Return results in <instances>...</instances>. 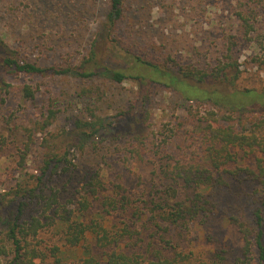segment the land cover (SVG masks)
<instances>
[{
    "label": "rangeland",
    "instance_id": "1",
    "mask_svg": "<svg viewBox=\"0 0 264 264\" xmlns=\"http://www.w3.org/2000/svg\"><path fill=\"white\" fill-rule=\"evenodd\" d=\"M121 5L122 18L111 30V0H0V213L15 205L19 187L39 184L43 191L38 199L27 198L23 219L39 216L46 224L23 243L29 242L40 257L36 261L43 258L46 264H55L53 246H70L66 232L55 225L57 218L74 221L83 213L90 222L98 211L104 213L102 222L110 232L121 236L127 252L149 257L159 251L166 256L179 252L183 264H235L243 237L224 220L223 209L249 210L252 180L237 175L223 206L178 227L161 222L153 203L160 201L161 192L154 186L164 189L162 166L171 169L177 161L204 154L207 144L193 122L208 113L212 119L232 115L245 121L247 132L257 140L237 147L234 155L240 164L255 167L257 157L264 158L262 146L252 149L264 142V113L242 115L230 105L190 100L160 82L146 87L143 101L139 79L115 81L103 74L82 77L54 70L87 62L94 45L101 64L128 70L126 50L135 47L144 57L166 61L175 69L210 71L231 63L220 80L208 77L204 88L213 83L220 90L228 84L231 89L226 90L264 92V0H122ZM7 56L47 71H17L4 62ZM24 84L32 86L33 98L24 96ZM252 96L234 95L233 100ZM80 121L103 124L96 134L87 129L89 134L81 135ZM48 155L55 159L42 174ZM187 191L178 186L181 197ZM123 193L124 206L107 203ZM3 219L0 243L11 248ZM157 221L161 228L155 226ZM94 242L89 232L75 248L78 257Z\"/></svg>",
    "mask_w": 264,
    "mask_h": 264
},
{
    "label": "trees",
    "instance_id": "2",
    "mask_svg": "<svg viewBox=\"0 0 264 264\" xmlns=\"http://www.w3.org/2000/svg\"><path fill=\"white\" fill-rule=\"evenodd\" d=\"M121 4L122 0H111V9L108 13V23L111 30L122 18ZM243 20L249 24L248 18L243 16ZM95 46L92 48L87 62L77 67L55 69L54 72L75 74L82 77L103 74L115 81H123L127 77H133L139 79L142 84L143 101L147 97L145 95L147 93L146 87L152 82H160L166 86L178 88L190 100L205 99L214 104L230 105L229 107L242 115H246L248 112L264 113V92L236 87L233 90H226V88L231 89L227 83L223 90H220L222 87L213 83L208 84L210 87L204 88L208 77L214 76L213 79L220 80V73L231 66V63H225L210 71L191 67L175 69L173 66L167 65L166 61H156L151 56L146 58L143 53L136 51L135 47H131V50H126L131 63L130 69H115L100 63ZM4 62L15 70L26 73H44L47 71L46 68L36 63L20 62L9 56L4 58ZM223 82L225 83V81ZM191 89L196 90L197 93H191L189 91ZM22 90L25 97L33 98L34 90L30 84H24ZM234 95L243 96L242 98L253 95V98L248 101L239 100L237 102L233 100ZM189 110L194 115L192 109ZM102 124L103 122L80 121L77 128L80 129L81 135H88L87 129L91 131L90 135H94L100 130ZM193 125L199 127L204 142L207 144L206 151L198 158L191 156L183 159L182 162L177 161L175 167L171 166V169L162 166L164 176L161 177V184L164 185V189L160 190L157 185L154 186L156 191L161 193L160 201L158 203L153 201L158 207V216L162 220L161 222H168L178 227L197 219L201 214H208V212L218 209L224 205L225 194L230 190L233 180L237 175L243 173L245 178L248 177L253 181L254 190L250 193L252 206L249 210L241 208L243 211L238 213L224 208V220L233 224L243 237L241 254L236 258L235 264H264V158L257 157L256 166L249 167L245 161L240 164L239 159L234 155L237 147L252 144L251 140L256 141V136L247 132L245 121L241 117L236 120L232 115L212 119L208 113L198 118V121L193 122ZM259 146L264 148V142H259L252 149L257 150ZM54 159V155H51L44 160L45 165L41 168L42 174H46ZM41 180L42 176L40 175L39 182ZM163 180H167V182L164 183ZM38 185L31 189L19 187L15 191V198L13 199L16 201L15 205L6 209L3 214L0 213V219L4 215L2 223L6 228L7 238L11 242V248L6 243H0V264H46L43 258L40 262L36 261L40 257L35 248L28 247L29 242L28 245L23 243V238L27 236L36 237L40 229L46 224L39 216L23 219L27 205L30 203L27 198L37 195L36 198L38 199L39 192L43 191L42 189L38 190ZM180 185L190 189L187 191L186 197H181L178 194V186ZM126 200L127 195L123 193L119 197L111 196L107 199V203H118L124 206ZM49 208L43 209L44 213ZM83 215V213L76 215L74 221L65 216L57 218L58 221L55 225L57 229L66 232V241L70 246L64 249L58 245L52 247L55 264H183L184 256L179 252L175 256H166L163 251H159L153 257L136 251L127 252L125 250L126 244L121 243V236L112 234L102 222L105 218L102 211H98L96 217H93L90 222L89 219L85 221L82 218ZM161 222L157 221L155 226L161 228ZM89 232L93 234L95 242L90 245L86 244L82 257H78L75 248L88 238ZM94 248L98 250L95 251ZM70 259H77L78 262L70 263Z\"/></svg>",
    "mask_w": 264,
    "mask_h": 264
}]
</instances>
